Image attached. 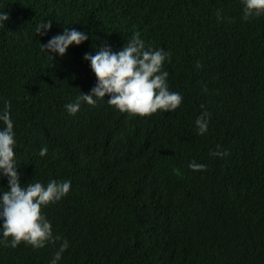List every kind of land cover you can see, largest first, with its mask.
<instances>
[{"label": "trees", "instance_id": "trees-1", "mask_svg": "<svg viewBox=\"0 0 264 264\" xmlns=\"http://www.w3.org/2000/svg\"><path fill=\"white\" fill-rule=\"evenodd\" d=\"M2 8L0 108L11 101L21 182L72 187L43 209L61 239L0 242V264H49L64 239L58 264H264V15L245 20L242 0H0ZM47 20V36L37 34ZM65 27L89 38L52 57L41 43ZM137 31L170 50L164 68L183 103L140 116L106 94L69 114L65 104L97 79L84 54L105 43L119 50ZM217 145L228 154L213 156ZM192 160L208 167L194 170Z\"/></svg>", "mask_w": 264, "mask_h": 264}, {"label": "clouds", "instance_id": "clouds-1", "mask_svg": "<svg viewBox=\"0 0 264 264\" xmlns=\"http://www.w3.org/2000/svg\"><path fill=\"white\" fill-rule=\"evenodd\" d=\"M243 18L264 15V0H242ZM0 9V29H4L9 12ZM220 16V10H217ZM52 27V20L41 21L35 32L47 36ZM87 31L76 27H65L63 32L52 35L41 47L53 57L52 53L64 55L69 46L88 40ZM171 52L164 47H153L146 44L137 31L119 50H113L109 43L99 47L93 54L86 52L84 59L90 61V67L96 75V82L88 92L81 91L73 101L65 104L69 114L75 115L82 103L95 105L106 98L121 113L150 116L160 111L174 112L184 100L183 94L172 90L169 85V71L164 68L166 60H170ZM201 108H204L201 105ZM210 113L205 108L195 120L197 131L204 134L208 131ZM0 177L7 176L6 190L0 189V242L17 247L21 242L35 248L45 246L50 241L61 237L54 232L53 224L43 210L48 205L66 196L72 187L71 179H50L22 183L21 174L17 170L19 160L16 153L15 121L12 118L11 101L6 100L0 108ZM217 145L213 156L228 154L227 149L220 150ZM49 149L45 144L40 148V155H47ZM189 167L204 170L207 163L192 160ZM69 247L67 239L60 244L59 250L49 264H58L64 250Z\"/></svg>", "mask_w": 264, "mask_h": 264}]
</instances>
